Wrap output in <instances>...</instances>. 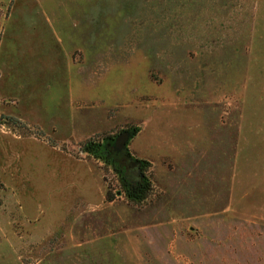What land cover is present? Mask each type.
<instances>
[{
    "label": "rangeland",
    "instance_id": "1",
    "mask_svg": "<svg viewBox=\"0 0 264 264\" xmlns=\"http://www.w3.org/2000/svg\"><path fill=\"white\" fill-rule=\"evenodd\" d=\"M73 1L0 0V264H264V0Z\"/></svg>",
    "mask_w": 264,
    "mask_h": 264
},
{
    "label": "crops",
    "instance_id": "2",
    "mask_svg": "<svg viewBox=\"0 0 264 264\" xmlns=\"http://www.w3.org/2000/svg\"><path fill=\"white\" fill-rule=\"evenodd\" d=\"M70 2L74 3L73 0H70ZM2 4H0V8H2ZM38 11L39 13H37L39 16H41V20L42 22L48 24V25H51L53 23H60V22H64L65 19H67L68 17V13L67 15L63 14V13H58L56 11V8L55 7H50V6H47L46 4H40L39 8H38ZM9 15L8 14L5 18V21L9 18ZM1 18V16H0ZM53 22V23H52ZM20 37H22L21 35H18V37H14L9 43H8V46H6V50L4 51V58L2 59V64L0 63V79L3 77V70L4 68L7 70L11 69L13 66H15L17 63L18 65L21 66V59L17 58L15 60H12L11 62H7L9 60V55L11 54L10 52H13L15 55L17 54V52L20 54V50L21 51H25L27 50L28 48H34L36 49L37 47L39 48L40 52L42 53L43 52V49L46 47L49 48L50 44L48 42L45 41V38H41L40 40H38L36 42V44H34L33 46H30L29 41H26L24 45H22L21 43V40L23 39V37L20 39ZM15 41V42H14ZM79 51L78 49H72L70 52L69 51H65V56H67L69 59H74V57L76 56V54H78ZM80 59H81V53H80V56H78ZM8 63V65H7ZM13 68H20V71L21 72V67L19 66H16V67H13ZM25 69V68H24ZM29 69V68H28ZM32 71V70H31ZM23 88H25V86H22ZM4 98V97H3ZM3 100V99H2ZM8 101V102H7ZM6 101L5 99V102H7L8 104L6 105H18L17 103V100L15 98H11V97H8V100ZM1 116L3 117H6L4 116V113H0ZM28 128H31V129H37L39 130L40 132L43 131V130H46V127L45 125H37V124H26ZM3 130H10V129H7V128H3ZM11 131V130H10ZM52 132H57L58 129L57 127H52L51 129ZM6 132V131H5ZM9 132V131H8ZM6 132V133H8ZM15 137L18 138V134L15 133ZM35 141V140H34ZM38 141V140H37ZM39 262V261H37Z\"/></svg>",
    "mask_w": 264,
    "mask_h": 264
},
{
    "label": "water",
    "instance_id": "3",
    "mask_svg": "<svg viewBox=\"0 0 264 264\" xmlns=\"http://www.w3.org/2000/svg\"><path fill=\"white\" fill-rule=\"evenodd\" d=\"M128 140V135L123 134L121 137L116 141V149L120 150L124 146V143Z\"/></svg>",
    "mask_w": 264,
    "mask_h": 264
},
{
    "label": "trees",
    "instance_id": "4",
    "mask_svg": "<svg viewBox=\"0 0 264 264\" xmlns=\"http://www.w3.org/2000/svg\"><path fill=\"white\" fill-rule=\"evenodd\" d=\"M105 200H106V202L111 203V202H113L114 199L107 192L105 195Z\"/></svg>",
    "mask_w": 264,
    "mask_h": 264
}]
</instances>
